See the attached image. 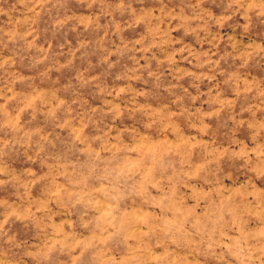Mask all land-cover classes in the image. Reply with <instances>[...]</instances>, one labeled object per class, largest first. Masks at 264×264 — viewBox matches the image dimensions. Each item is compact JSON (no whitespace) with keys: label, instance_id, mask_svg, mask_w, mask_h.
Segmentation results:
<instances>
[{"label":"rangeland","instance_id":"1","mask_svg":"<svg viewBox=\"0 0 264 264\" xmlns=\"http://www.w3.org/2000/svg\"><path fill=\"white\" fill-rule=\"evenodd\" d=\"M0 264H264V0H0Z\"/></svg>","mask_w":264,"mask_h":264}]
</instances>
